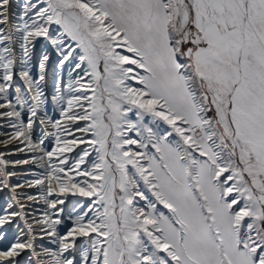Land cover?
I'll use <instances>...</instances> for the list:
<instances>
[{"label": "snow or ice", "instance_id": "6c2138e0", "mask_svg": "<svg viewBox=\"0 0 264 264\" xmlns=\"http://www.w3.org/2000/svg\"><path fill=\"white\" fill-rule=\"evenodd\" d=\"M0 121V264H264V0H0Z\"/></svg>", "mask_w": 264, "mask_h": 264}, {"label": "bare ground", "instance_id": "6f19581e", "mask_svg": "<svg viewBox=\"0 0 264 264\" xmlns=\"http://www.w3.org/2000/svg\"><path fill=\"white\" fill-rule=\"evenodd\" d=\"M54 115H57V117H58L57 113H55ZM0 124H4V122L0 121ZM4 128H6V129L5 130H0V131H8V132L12 131V129L8 128L6 124H4ZM2 138H4V137H0V139H2ZM20 146L23 147V145H20ZM13 147L14 146L9 145V149H12ZM2 151H4V149H2ZM25 155H26L25 153H13V157L12 158H20V157L24 158ZM22 167H23V169H28L29 171L36 170L35 167L31 166V165H25V166H22ZM32 191H34V190H32ZM70 199H73V198L70 197Z\"/></svg>", "mask_w": 264, "mask_h": 264}, {"label": "rangeland", "instance_id": "374dc122", "mask_svg": "<svg viewBox=\"0 0 264 264\" xmlns=\"http://www.w3.org/2000/svg\"><path fill=\"white\" fill-rule=\"evenodd\" d=\"M50 114L54 115L55 113H51V112H50ZM5 129H6V128H4V127H0V130H5ZM2 149H3V148L0 147V151H2ZM20 158H22V157H20Z\"/></svg>", "mask_w": 264, "mask_h": 264}]
</instances>
